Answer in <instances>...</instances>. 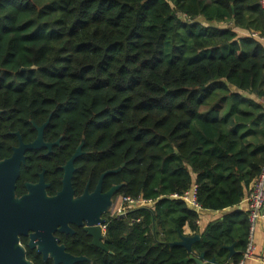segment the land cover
Returning <instances> with one entry per match:
<instances>
[{"label": "trees", "instance_id": "obj_1", "mask_svg": "<svg viewBox=\"0 0 264 264\" xmlns=\"http://www.w3.org/2000/svg\"><path fill=\"white\" fill-rule=\"evenodd\" d=\"M248 34L264 36L260 0H0V109L50 114L55 137L83 142L80 171L124 163L104 187L152 203L105 217L106 251L82 233L77 264H196L172 245L185 229L204 262L243 259L236 207L264 164V48ZM192 186L202 210L230 211L201 230L173 198Z\"/></svg>", "mask_w": 264, "mask_h": 264}, {"label": "flooded vegetation", "instance_id": "obj_2", "mask_svg": "<svg viewBox=\"0 0 264 264\" xmlns=\"http://www.w3.org/2000/svg\"><path fill=\"white\" fill-rule=\"evenodd\" d=\"M6 104L0 105L6 107ZM50 118L49 114L42 124H37L31 120V116L25 118L23 115L19 116L13 109H0V169L2 177L7 178L9 172L15 166L18 167V176L14 187L10 188L8 182L6 183L7 188L0 189V257L5 261L12 260L14 255H18V252L13 249V227L23 219L20 212L21 206L25 204L28 209L32 210L37 203L34 198L41 195L40 190L36 189V197H33L30 186L41 185L47 198L56 197L63 188L65 168L78 147H80V155L71 162L72 200H80L89 196L83 202L85 203L89 199L91 204V196L103 174L96 177L94 164L91 165L89 173H86L87 170L84 173L80 171L78 160L85 155L82 150V142L72 151L71 145L63 141L62 135L55 137L56 132L49 129ZM45 124L47 125L44 127ZM39 135L40 140L37 141ZM34 144L35 146H33ZM105 177L100 185L101 194L107 193L114 187L111 186L109 189L104 187ZM115 198L116 195L112 200L114 201ZM67 226L68 233L56 231L53 236L58 239V245L65 247L66 253L73 255L67 251L66 247L77 246L80 243L79 236L84 233L83 226H78L75 223H68ZM31 235L32 231H28L25 235H15L17 239L15 246L23 251L24 260L30 264H53L49 255L47 258H43L42 253L37 252L36 240L32 241L33 247H30Z\"/></svg>", "mask_w": 264, "mask_h": 264}, {"label": "water", "instance_id": "obj_3", "mask_svg": "<svg viewBox=\"0 0 264 264\" xmlns=\"http://www.w3.org/2000/svg\"><path fill=\"white\" fill-rule=\"evenodd\" d=\"M33 68H22L21 72L30 71ZM47 124L44 125V127ZM42 129V128H41ZM40 129V131H41ZM40 140V135L37 141ZM83 145V142H82ZM81 145V146H82ZM35 146V144L33 145ZM80 147L76 150L72 159L69 161L67 167L65 168V178L63 180L62 191L54 198H47L44 195V191L41 185L30 186L33 192V197H36L35 190H40L41 195L34 198L36 206L32 210L28 209L25 204L21 206L20 212L23 215V219L14 225V238H13V249L18 252V255H14L12 260L5 261L0 257V264H30L23 258V251L15 246L17 239L15 235H25L28 231H32L30 236L31 242L30 247H33V240L37 243V252L42 253L43 258H47L49 255L53 264H77L80 262L87 261V258L80 256H73L65 251L63 245H58V239L53 236V233L58 231L59 233H68L69 228L68 223H75L78 226H83L84 233L91 238V244L103 251L106 248L103 245V238L105 231L103 228L106 224L105 215L109 212L112 204L113 197L116 195L117 191L121 186L112 187L107 193L101 194V181L103 177L111 174H116L124 167V163L121 167L116 170L106 171L101 175L99 184L91 196L92 203L90 204L89 199L87 202L83 200L87 199L83 197L80 200H72V189L70 184L71 179V162L79 157ZM18 176V167L15 166L10 172L7 178L2 177V171L0 169V189L7 188L6 183L9 182V187H14V182ZM3 182L4 184H2ZM179 241L172 243V245H179L186 249L189 253V257L184 259L183 262L193 260L196 264H215L212 260L209 263L203 261V255L196 256L192 252V246L200 238L199 235L193 236H183L179 234ZM229 250V255L234 254L233 247L227 248Z\"/></svg>", "mask_w": 264, "mask_h": 264}, {"label": "built area", "instance_id": "obj_4", "mask_svg": "<svg viewBox=\"0 0 264 264\" xmlns=\"http://www.w3.org/2000/svg\"><path fill=\"white\" fill-rule=\"evenodd\" d=\"M260 5L264 11V0H260ZM248 36L258 40L264 48V36L259 37L255 34H248ZM121 198L122 199L119 203V206L113 211L110 217L124 218L126 214L131 211L138 209H149L144 208L145 205L140 206L142 204H149V206L152 205L150 201H145L143 199L132 200L130 198ZM173 198L181 199L186 203L189 209L195 212L198 216L200 215L202 209L196 201L195 186H192V188L182 196L173 195ZM242 204H244V212L247 213L249 223V244L247 245L243 259L238 264H244V261L252 254L253 246L250 240L252 239L254 227L260 222L264 223V164L259 175L249 185L247 194L244 197ZM102 228L103 231H105V226Z\"/></svg>", "mask_w": 264, "mask_h": 264}, {"label": "crops", "instance_id": "obj_5", "mask_svg": "<svg viewBox=\"0 0 264 264\" xmlns=\"http://www.w3.org/2000/svg\"><path fill=\"white\" fill-rule=\"evenodd\" d=\"M237 210L244 211V204L236 207ZM210 212L202 210L199 215L198 225L203 230L207 224L210 222L221 218L226 212ZM190 234L188 229H185L184 235L188 236ZM253 246L252 254L244 261V264H264V223H258L253 230L252 239L250 240Z\"/></svg>", "mask_w": 264, "mask_h": 264}, {"label": "rangeland", "instance_id": "obj_6", "mask_svg": "<svg viewBox=\"0 0 264 264\" xmlns=\"http://www.w3.org/2000/svg\"><path fill=\"white\" fill-rule=\"evenodd\" d=\"M121 197L120 196H116V198L114 199V204H113V207H111V209L109 210V212L107 213L106 217L109 215H111L113 213V211L119 206V203L121 202ZM144 208H150L149 204H142L140 206H144Z\"/></svg>", "mask_w": 264, "mask_h": 264}]
</instances>
